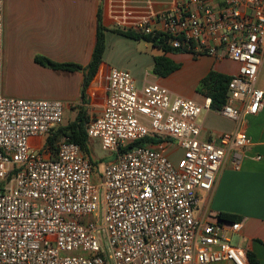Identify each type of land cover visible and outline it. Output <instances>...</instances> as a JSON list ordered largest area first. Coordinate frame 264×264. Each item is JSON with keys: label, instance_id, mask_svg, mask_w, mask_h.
Wrapping results in <instances>:
<instances>
[{"label": "built area", "instance_id": "built-area-1", "mask_svg": "<svg viewBox=\"0 0 264 264\" xmlns=\"http://www.w3.org/2000/svg\"><path fill=\"white\" fill-rule=\"evenodd\" d=\"M0 0V264H249L232 243L242 224L196 215L199 191H211L226 161L241 166L251 139L243 132L202 139L199 116L210 107L156 83L139 88L110 69L89 140L114 154L100 170L78 145L61 139L53 155L30 145L62 123L54 100L4 96ZM118 27L173 51L237 63L225 104L238 122L264 107L256 78L264 63V0H110ZM144 145L126 149L140 139ZM164 141L183 151L176 166ZM257 159H259L257 157ZM100 170V171H99Z\"/></svg>", "mask_w": 264, "mask_h": 264}, {"label": "crops", "instance_id": "crops-1", "mask_svg": "<svg viewBox=\"0 0 264 264\" xmlns=\"http://www.w3.org/2000/svg\"><path fill=\"white\" fill-rule=\"evenodd\" d=\"M98 12L106 29L118 27L111 16L110 0H4L3 95L59 101L64 111L83 108L86 112L87 107L96 102L100 104L95 115L100 113L107 94L109 70L115 68L102 61L86 88L83 100V71L56 70L35 60L36 57H44L57 64L75 63L86 67L94 48ZM164 55L177 64L178 69L165 77L152 72L151 80L145 78L141 85L144 82L159 84L172 95L190 98L200 105L205 103L206 97L196 93V87L209 71L231 77L238 69L237 63L227 59L218 61L210 56L194 58L179 51ZM255 85L264 91V63ZM178 86H187L190 90L183 94L176 89ZM199 124L202 139L243 131L251 139V145L243 153L238 171L226 161L213 189L198 192L196 215L202 218L220 213L236 215L242 227L232 236V243L250 254L252 263L248 259L249 264H264V107L238 122L208 107L202 109ZM30 143L33 149L39 151L46 140L32 138ZM216 264L231 263L224 261Z\"/></svg>", "mask_w": 264, "mask_h": 264}, {"label": "trees", "instance_id": "trees-1", "mask_svg": "<svg viewBox=\"0 0 264 264\" xmlns=\"http://www.w3.org/2000/svg\"><path fill=\"white\" fill-rule=\"evenodd\" d=\"M107 31H112L114 33L120 34L121 36H125V38L132 40H142L150 43L153 47H156L163 51L164 54L170 52H174L169 47L159 44L155 39H150L146 35H141L137 32L131 30H125L120 27H113L111 29H106L101 21V17L99 12L97 13V28L95 34V43L92 51V56L90 57L89 64L86 67H81L75 63H62L57 64L49 59L44 57H36V62L51 67L56 70L61 71H83L84 79L82 83V98H85V91L88 87L90 81L94 78L99 64L102 62V57L104 54L105 46H104V37L103 34ZM157 56L153 59V69L152 72L161 77H165L168 74L170 75L175 70L178 69V65L174 64L170 61L165 55ZM230 76L219 74L214 72L213 70L209 71L205 77L201 79L196 87V93L210 98V109L213 111L219 110L226 101L227 96V86L229 85ZM89 120L87 119L86 112L83 108H80L76 114L74 120L66 123L65 125L59 126L54 133L52 132L50 136L46 139L45 147L49 149V151L54 155L56 153V148L58 143L63 138H67L69 141L78 145L81 152L87 156L94 167L99 168L102 161L94 160L91 157L90 149H89V138L86 134V124H88ZM150 141V139H140L133 143H131L126 149H132L134 147L144 145L146 142ZM218 218L225 222H235L239 221V218L236 215H231L230 213H220ZM248 259L252 263V259H250V254L247 253Z\"/></svg>", "mask_w": 264, "mask_h": 264}, {"label": "rangeland", "instance_id": "rangeland-1", "mask_svg": "<svg viewBox=\"0 0 264 264\" xmlns=\"http://www.w3.org/2000/svg\"><path fill=\"white\" fill-rule=\"evenodd\" d=\"M103 37L105 46L102 57L103 62L112 68L128 72L135 80L134 83L137 88L141 86L145 78L151 80L153 77V59L163 54L162 50L153 47L146 41L128 39L112 31L105 32ZM176 89L183 94L190 90L187 86H178ZM99 104L95 102L92 106L87 107L86 116L89 121L95 116V110ZM77 112V110L63 111L61 125H65L74 120ZM164 144L166 150L163 151V155L172 165L176 166L183 149L173 141H164ZM89 146L91 157L94 160L102 161L99 166L100 170H102L106 162L115 158L114 154L104 152L100 149L98 140H89Z\"/></svg>", "mask_w": 264, "mask_h": 264}]
</instances>
